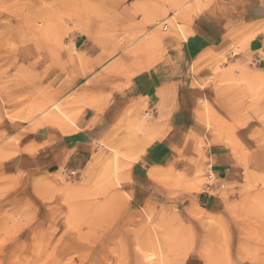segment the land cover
I'll list each match as a JSON object with an SVG mask.
<instances>
[{"label": "rangeland", "instance_id": "rangeland-1", "mask_svg": "<svg viewBox=\"0 0 264 264\" xmlns=\"http://www.w3.org/2000/svg\"><path fill=\"white\" fill-rule=\"evenodd\" d=\"M250 6L264 0H0V264H264V21ZM187 41L198 124L173 156L140 161L151 138L131 131L79 154L75 118L109 95L88 87L121 91Z\"/></svg>", "mask_w": 264, "mask_h": 264}, {"label": "crops", "instance_id": "crops-1", "mask_svg": "<svg viewBox=\"0 0 264 264\" xmlns=\"http://www.w3.org/2000/svg\"><path fill=\"white\" fill-rule=\"evenodd\" d=\"M247 15L254 22L264 21V10L256 6L248 7ZM191 50L189 41L185 42L177 54L139 70L121 91L106 85L88 87V97L100 91L109 95L102 105H88L75 118L78 131L71 138L78 153L92 150L102 140L111 143L116 131H131L138 132L142 144L151 138L140 161L157 165L173 156L177 135L198 124L193 110L196 103L191 100Z\"/></svg>", "mask_w": 264, "mask_h": 264}, {"label": "bare ground", "instance_id": "bare-ground-1", "mask_svg": "<svg viewBox=\"0 0 264 264\" xmlns=\"http://www.w3.org/2000/svg\"><path fill=\"white\" fill-rule=\"evenodd\" d=\"M173 18H174V16H173ZM177 26H179V25H177ZM179 31H180V33L184 36V33H183V31H182V29H181V27L179 26ZM157 36H159L158 34H157ZM53 109H56V116H54V118H56L57 119V122H59V118H61V123H62V121H63V118L65 119V120H67V121H69V122H72V123H74L73 122V120L57 105V104H54L53 105ZM56 121V120H55ZM64 125V124H63ZM6 147V146H5ZM8 148V147H7ZM9 149V148H8ZM115 170V172H114V179L116 180V181H118L119 182V178H118V176H117V173H116V169H114ZM150 239V238H149ZM151 246L154 248V247H157V248H161V242H160V239L157 237L156 239H153L152 237H151ZM146 258L147 259H149V260H151V259H153L154 258V253H150V254H148V255H146Z\"/></svg>", "mask_w": 264, "mask_h": 264}, {"label": "built area", "instance_id": "built-area-1", "mask_svg": "<svg viewBox=\"0 0 264 264\" xmlns=\"http://www.w3.org/2000/svg\"><path fill=\"white\" fill-rule=\"evenodd\" d=\"M74 173V172H73Z\"/></svg>", "mask_w": 264, "mask_h": 264}]
</instances>
